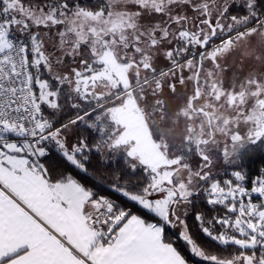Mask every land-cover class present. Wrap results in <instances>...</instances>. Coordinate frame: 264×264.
I'll return each instance as SVG.
<instances>
[{"label": "snow or ice", "instance_id": "6c2138e0", "mask_svg": "<svg viewBox=\"0 0 264 264\" xmlns=\"http://www.w3.org/2000/svg\"><path fill=\"white\" fill-rule=\"evenodd\" d=\"M257 158L264 0H0V264H264Z\"/></svg>", "mask_w": 264, "mask_h": 264}, {"label": "trees", "instance_id": "16d2710c", "mask_svg": "<svg viewBox=\"0 0 264 264\" xmlns=\"http://www.w3.org/2000/svg\"><path fill=\"white\" fill-rule=\"evenodd\" d=\"M46 160L54 168L65 169L69 172L73 171L70 166L66 165V162L62 161V159L57 155V153H55V151H53L52 154ZM247 166H248L251 173H253V174L258 173V171L261 168H264V158H257L255 160L251 161ZM105 191H107V190L105 189ZM113 195H115V194H113ZM189 222H190V226L192 227L193 232L195 234H197V238L201 242H206V238L203 236V234L198 233V229L195 226L196 222L194 220H191V219ZM169 235L175 236V231L169 230Z\"/></svg>", "mask_w": 264, "mask_h": 264}, {"label": "built area", "instance_id": "2783aa9c", "mask_svg": "<svg viewBox=\"0 0 264 264\" xmlns=\"http://www.w3.org/2000/svg\"><path fill=\"white\" fill-rule=\"evenodd\" d=\"M47 158H48V157H47ZM47 158H46V159H47Z\"/></svg>", "mask_w": 264, "mask_h": 264}]
</instances>
